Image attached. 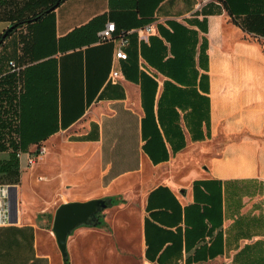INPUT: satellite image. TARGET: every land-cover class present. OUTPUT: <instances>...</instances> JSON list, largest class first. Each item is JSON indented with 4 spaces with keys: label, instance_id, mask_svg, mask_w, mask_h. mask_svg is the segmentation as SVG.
<instances>
[{
    "label": "crops",
    "instance_id": "obj_1",
    "mask_svg": "<svg viewBox=\"0 0 264 264\" xmlns=\"http://www.w3.org/2000/svg\"><path fill=\"white\" fill-rule=\"evenodd\" d=\"M111 21L127 58L99 40ZM9 60L24 152L46 151L20 159L0 264H65L57 207L108 195L70 264H264V0H64L5 37Z\"/></svg>",
    "mask_w": 264,
    "mask_h": 264
},
{
    "label": "trees",
    "instance_id": "obj_2",
    "mask_svg": "<svg viewBox=\"0 0 264 264\" xmlns=\"http://www.w3.org/2000/svg\"><path fill=\"white\" fill-rule=\"evenodd\" d=\"M62 1L64 0H0V20H9L11 24L18 23L9 31L8 34H10L22 24L41 19ZM22 72L11 70L0 75V150L9 152L8 160L0 161V173L8 174L11 178L18 176L20 172L17 151L24 150L23 148L29 143L21 128V108L25 86ZM124 200L123 197L113 198L114 204ZM100 226H107L106 219L102 218ZM65 264H69L68 259L65 260Z\"/></svg>",
    "mask_w": 264,
    "mask_h": 264
},
{
    "label": "water",
    "instance_id": "obj_3",
    "mask_svg": "<svg viewBox=\"0 0 264 264\" xmlns=\"http://www.w3.org/2000/svg\"><path fill=\"white\" fill-rule=\"evenodd\" d=\"M53 8V7H52ZM50 10V9H48ZM17 22L9 25L0 38L1 41L8 35L9 31L17 26ZM10 196V221H16L18 202L14 191L16 185L11 184ZM117 195L94 197L86 200H71L59 204L56 209L53 230L55 232L59 248L63 254L64 262L69 260L68 239L80 226H100L102 218L105 219L104 211L114 205L113 198Z\"/></svg>",
    "mask_w": 264,
    "mask_h": 264
},
{
    "label": "built area",
    "instance_id": "obj_4",
    "mask_svg": "<svg viewBox=\"0 0 264 264\" xmlns=\"http://www.w3.org/2000/svg\"><path fill=\"white\" fill-rule=\"evenodd\" d=\"M116 36L120 37L119 45L116 50V56L118 58H127L128 52L125 50V46L128 44V37L124 32H117L114 21L108 22L107 26L100 31L99 40L104 41L112 39ZM9 67L12 71L20 72L23 66L15 60H9ZM114 76H119L120 71L114 70ZM46 151L45 145L39 144L34 150L24 152L19 149L17 155L19 159L22 158L23 154L26 153L29 164H33L37 159L43 155ZM11 184L0 182V225L10 222V196H11Z\"/></svg>",
    "mask_w": 264,
    "mask_h": 264
},
{
    "label": "rangeland",
    "instance_id": "obj_5",
    "mask_svg": "<svg viewBox=\"0 0 264 264\" xmlns=\"http://www.w3.org/2000/svg\"><path fill=\"white\" fill-rule=\"evenodd\" d=\"M22 150V149H21ZM24 151V150H23ZM38 160V159H37ZM38 161H36V163H37ZM35 163V164H36ZM17 180H19V177L18 176H16V177H14L13 176V178H11L10 176H8V174H4V173H0V182L1 183H9V184H12V183H10V182H16V183H13V184H18V181ZM29 194L31 195V197L32 196H34L33 194V192H29Z\"/></svg>",
    "mask_w": 264,
    "mask_h": 264
}]
</instances>
